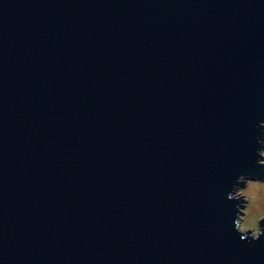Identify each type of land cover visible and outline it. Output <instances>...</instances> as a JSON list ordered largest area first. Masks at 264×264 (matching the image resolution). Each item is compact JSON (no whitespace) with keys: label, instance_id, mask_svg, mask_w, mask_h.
I'll list each match as a JSON object with an SVG mask.
<instances>
[{"label":"water","instance_id":"water-1","mask_svg":"<svg viewBox=\"0 0 264 264\" xmlns=\"http://www.w3.org/2000/svg\"><path fill=\"white\" fill-rule=\"evenodd\" d=\"M261 120L264 0H0V264H264Z\"/></svg>","mask_w":264,"mask_h":264},{"label":"clouds","instance_id":"clouds-1","mask_svg":"<svg viewBox=\"0 0 264 264\" xmlns=\"http://www.w3.org/2000/svg\"><path fill=\"white\" fill-rule=\"evenodd\" d=\"M259 127L260 135L256 137V143L260 147L256 149L259 157L256 162L264 166V120L259 121ZM226 195L228 200L237 201L233 225L239 239L258 240L264 235V227L261 225V221H264V179L240 173Z\"/></svg>","mask_w":264,"mask_h":264}]
</instances>
